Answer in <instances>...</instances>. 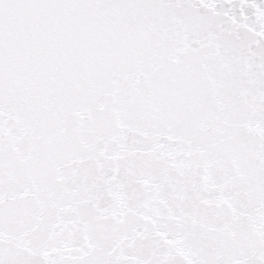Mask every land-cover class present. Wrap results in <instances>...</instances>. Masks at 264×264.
I'll return each mask as SVG.
<instances>
[{
    "label": "snow or ice",
    "instance_id": "6c2138e0",
    "mask_svg": "<svg viewBox=\"0 0 264 264\" xmlns=\"http://www.w3.org/2000/svg\"><path fill=\"white\" fill-rule=\"evenodd\" d=\"M0 264H264V0H0Z\"/></svg>",
    "mask_w": 264,
    "mask_h": 264
}]
</instances>
